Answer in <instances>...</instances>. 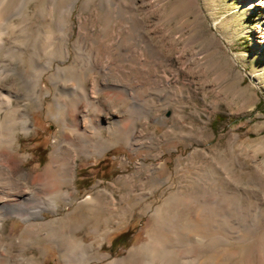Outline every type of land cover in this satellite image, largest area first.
<instances>
[{"label": "bare ground", "instance_id": "obj_1", "mask_svg": "<svg viewBox=\"0 0 264 264\" xmlns=\"http://www.w3.org/2000/svg\"><path fill=\"white\" fill-rule=\"evenodd\" d=\"M68 1L49 0L39 14L43 25L37 35L22 32L19 36L25 40L12 47L5 37V22L17 12L19 0H0V264H46L55 254L62 264H98L102 259H107L104 264H229L232 259H236L233 264H263L264 160L259 152L264 150V140L248 147L238 143L240 135L233 134L225 150L196 149L190 154L196 168L193 183H188L189 176L177 159L176 189L154 207V189L172 176L161 174L163 140L142 122L144 114L126 113L129 123H125L116 112L102 107L97 96L105 73L101 64L92 68V77H79L76 88L67 80L57 82V75H68L72 67L55 65L58 57L66 60L71 55L75 0ZM246 7L264 14V0H248ZM256 31L257 49L262 50L264 26L258 25ZM80 41L78 32L73 47ZM167 61L171 62L170 56ZM45 76L52 87L44 84ZM164 79L153 80L161 86L171 82L167 74ZM68 89L71 92L64 100L61 94ZM45 95H51V100L45 102ZM33 108L44 109L60 131L48 162L39 171L24 168L19 144L20 134L32 130ZM104 128L111 139L105 138ZM117 134L126 135L124 143L132 149L157 148L152 154L156 163H138L133 172L88 191L70 209L71 201L77 199V160L103 155ZM125 162L120 160L122 166ZM136 208L151 210L145 238L123 257L101 252L105 235L113 226L124 225ZM46 211L52 217H46ZM12 216L25 222L19 233L20 227L4 231Z\"/></svg>", "mask_w": 264, "mask_h": 264}, {"label": "rangeland", "instance_id": "obj_2", "mask_svg": "<svg viewBox=\"0 0 264 264\" xmlns=\"http://www.w3.org/2000/svg\"><path fill=\"white\" fill-rule=\"evenodd\" d=\"M60 1L56 0V4ZM48 2L19 0L17 12L5 22L9 46H18L25 40L19 36L22 32L32 31L37 35L43 25L39 14ZM247 2L75 0L70 20L71 55L66 60L58 57L55 61V65L72 67L68 75H57V82L67 80L65 82L76 88L81 76L92 77V68L101 64L105 73L100 76V84H103L97 96L103 101L102 107L116 112L125 123H129L127 114L134 111L144 114L142 122H147L146 127L163 140L161 174L166 178L172 176L154 189L151 196L154 207L176 189L177 159L181 160L180 167L191 180L187 179L188 183H193L196 168L190 154L196 149L225 150L233 134L240 135L238 143L248 147L264 140V48L257 49L256 42L259 34L256 30L258 25L264 26V14L248 9ZM58 13L54 14L56 18ZM51 26L58 31L54 23ZM78 32H81V44L73 47ZM168 56L171 62L167 61ZM166 74L171 82H161V86L153 80L160 78L164 82ZM173 74H177V79ZM45 83L52 87L46 76ZM67 92H62V99L68 98L71 89ZM45 98L47 102L52 96L45 95ZM31 116V132L20 134V154L24 156L25 169L39 171L48 162L60 131L55 120L47 118L44 109H31ZM103 134L106 139L112 138L105 128ZM115 137L114 144L103 155L82 156L77 160V199L71 201L70 209L88 191L133 172L138 163H156L152 154L157 148L135 150L124 143L126 135ZM259 157L264 160V150L259 152ZM122 158L126 159L123 166ZM105 171L113 175L100 177ZM244 180H247L246 174ZM172 182L175 183L171 185ZM150 215L151 210L145 212L136 208L124 225L113 226L105 235L101 252L111 258L126 255L128 248L145 238ZM45 216L50 218L52 213L46 211ZM24 226L21 218L12 216L6 220L4 231L8 233L20 227L19 233ZM85 239L91 241L86 235ZM121 241L124 243L120 244ZM106 261L102 259L98 264ZM235 261L232 259L229 264ZM46 264L62 263L55 254Z\"/></svg>", "mask_w": 264, "mask_h": 264}, {"label": "trees", "instance_id": "obj_3", "mask_svg": "<svg viewBox=\"0 0 264 264\" xmlns=\"http://www.w3.org/2000/svg\"><path fill=\"white\" fill-rule=\"evenodd\" d=\"M113 175V172H109V171H105L102 175H100V177H103V178H110L111 176ZM122 243H124V242H122L121 241V243L120 244H122ZM119 244V243H118ZM117 244V245H118Z\"/></svg>", "mask_w": 264, "mask_h": 264}]
</instances>
